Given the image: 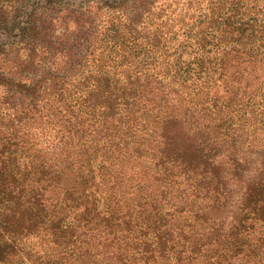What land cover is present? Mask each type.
Segmentation results:
<instances>
[{
    "label": "rangeland",
    "instance_id": "1",
    "mask_svg": "<svg viewBox=\"0 0 264 264\" xmlns=\"http://www.w3.org/2000/svg\"><path fill=\"white\" fill-rule=\"evenodd\" d=\"M226 1L235 9L243 5L255 18L264 13V0ZM218 2L0 0V171L9 190L25 179L28 191L45 193L48 213L56 206L68 213L66 200L73 196L70 205L77 212L96 199L100 211L108 208L113 215L111 223L89 210L92 224L78 230L79 236L89 231L77 241L79 254L57 253L44 233L20 238V246L30 251L19 252L24 264H264V213L244 217L243 212L240 218L246 221L235 220L242 194L264 169V69L255 70L246 55L220 54L218 47L208 46L214 52L202 57V64L213 77L209 89L192 86L188 98L187 89L169 93L155 79L165 77V71L178 73L177 65L184 60L191 62L183 67H195L197 41L216 34L211 13L213 8L218 12ZM31 12L32 24L25 28ZM155 73L159 75L154 78ZM102 81L106 83L101 91H95ZM126 81L141 91L140 105L132 111L143 102L162 99L161 107L151 111H181L183 123L205 111L215 120L227 118L228 124L215 130L225 134L229 128V135L216 139L229 151L215 149L214 157L221 151L219 160L228 168L230 154L242 162L241 174L224 165L220 171L239 183L233 185L234 197L226 205L216 200L210 180L202 175L197 190L188 188L186 178L182 181L183 190L171 200L176 228L165 242L166 252L154 254L150 261L128 256L124 241L115 237L124 217L136 215L153 195L150 175L138 166L131 148L110 147L121 137L118 121L125 110L120 101L131 87L112 96L107 90ZM174 81L182 84L179 77ZM81 143L101 147L96 152L93 148L82 163L77 150ZM83 190L90 197L82 196ZM1 198L0 189V212L5 209Z\"/></svg>",
    "mask_w": 264,
    "mask_h": 264
},
{
    "label": "trees",
    "instance_id": "2",
    "mask_svg": "<svg viewBox=\"0 0 264 264\" xmlns=\"http://www.w3.org/2000/svg\"><path fill=\"white\" fill-rule=\"evenodd\" d=\"M247 2L251 3V0ZM30 3L31 0H28V4ZM217 9L218 12H214L213 8L211 13V18L214 17L212 20L214 26L211 28L216 34L208 41L207 36L197 41L199 48L193 59L195 67L192 64L183 67L184 63L191 62V60H184L177 65L178 73L171 75L169 71H165L163 73L165 77L161 79L154 77L159 75L158 73L151 74L159 83H163L169 93L179 95L184 88L187 89L185 93L190 98L188 91L192 86L197 90L204 85H207L208 89L211 87L213 77L208 73L207 67L202 64L205 62L203 58L206 54L210 55L214 52V50H209L208 46L218 47L215 50L216 53L228 51L237 53V56L246 55L247 62L254 65L255 70L264 69V63H262L264 61V13L260 18L252 17L243 5H240V9H235L234 5L226 0H219ZM249 10L253 9L249 8ZM227 14L229 15L226 17ZM32 15V12L29 13L26 22L24 21L25 28L31 26ZM170 76H172L171 79ZM176 77L182 81V84L177 85L178 87L174 83ZM105 83V81L98 83V89L95 91H101V85ZM112 86L114 88L107 90L108 95L111 96L119 92L124 94L125 88L123 87L125 86L126 88L130 86L131 90L128 96H123L120 101L125 110L118 121L121 137L110 147L114 150L117 148L118 151L131 148L138 166L144 167L145 173L150 175L148 184L153 192L151 195L153 197L147 198L146 204L143 207L140 206L136 215L124 217L117 227L120 232L115 233L114 230L113 234L115 233L116 240L124 241L128 256L130 253L141 255L142 259L150 261L154 259V254L166 252L165 242L171 239V231L174 232L176 228V222L172 218L173 213L176 212L173 211L175 204L171 200L183 190L180 186L185 178L188 188L194 190L199 189L200 182L197 180L199 175H202L204 180L209 179L208 186L214 189L216 200L222 205L228 204L229 200L233 199L235 194L233 185H239V183H232L227 175L220 172L223 169L222 166L226 164L225 161L219 160L221 151L216 159L214 157L218 148L222 151H229L224 141L216 144L217 136L224 138L229 135L227 133L229 128L225 127V134L215 130L220 126H226L229 121L224 116L215 120L212 118V112L205 111L196 113L198 119L190 117L183 123L184 117L181 111L174 109L172 111H151L156 107H161L162 99H156V102L151 100L143 102L141 108L132 111L140 105L138 103L142 100L140 89L135 87L131 81H126L122 85L112 84ZM258 90L262 91V85ZM145 98H148L147 93L143 96V100ZM106 108L109 110L112 105ZM193 120H195L194 123H192ZM104 130H107V127ZM99 133L101 131L95 137L99 136ZM82 144H79L77 149L82 163L87 159L86 155L92 156L93 148L96 152L101 147L99 143L89 146ZM228 162H231V167L225 166V169L236 172L235 168H237V171L242 173L240 168L242 164L240 166L238 164L242 162L234 158L232 154L229 155ZM25 182L26 180L23 179L20 186L17 185L20 188L15 186L9 190V183L0 171L1 200L5 203V209L0 212V234L3 236V239H0V264H24L23 256L19 252L29 254L30 251H25V248L20 246L19 239L29 234L44 233L50 244L55 246L57 253L66 251L79 254L80 248L77 241L82 235L88 236L89 231L84 229L79 236L78 230L92 224V219H89L90 209L96 211L101 220L113 223L112 213H107L108 208L100 211L98 202H94L96 199H90L87 203L89 206L85 207L84 211L77 212L75 208H71L70 202L73 196H69L66 200V207L72 211L63 212L56 206L52 213H48L44 201L45 193L38 189L28 191L25 188ZM239 182L244 183L245 181ZM248 187L249 189L246 188L242 194L240 204L237 205L238 214L235 220L239 223L246 221L240 218L243 212H245L244 217H248L251 213H264V169L259 179L251 181ZM85 190L82 191V196L90 197ZM166 198L169 200H165ZM107 228L111 230V227L107 226ZM235 235H238V232H235Z\"/></svg>",
    "mask_w": 264,
    "mask_h": 264
}]
</instances>
